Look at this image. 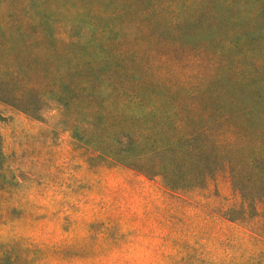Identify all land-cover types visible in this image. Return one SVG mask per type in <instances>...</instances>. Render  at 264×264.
I'll return each instance as SVG.
<instances>
[{
    "label": "rangeland",
    "instance_id": "374dc122",
    "mask_svg": "<svg viewBox=\"0 0 264 264\" xmlns=\"http://www.w3.org/2000/svg\"><path fill=\"white\" fill-rule=\"evenodd\" d=\"M20 49L30 74L120 56L162 93L235 101L184 109L264 100V0H0V57ZM61 121L0 102V264H264V205L227 166L169 189Z\"/></svg>",
    "mask_w": 264,
    "mask_h": 264
},
{
    "label": "trees",
    "instance_id": "16d2710c",
    "mask_svg": "<svg viewBox=\"0 0 264 264\" xmlns=\"http://www.w3.org/2000/svg\"><path fill=\"white\" fill-rule=\"evenodd\" d=\"M25 52L0 57L1 103L35 119L56 110L74 137L135 171H156L152 176L169 189L197 184L222 163L243 203L264 205L263 99L247 108L184 109L182 101L201 97L235 101L197 91L178 95L171 84L162 93L155 79L132 78L120 56L76 58L55 70L47 63L30 74Z\"/></svg>",
    "mask_w": 264,
    "mask_h": 264
}]
</instances>
